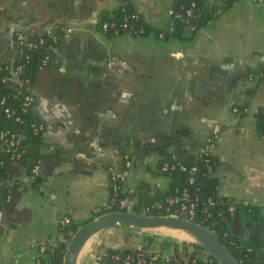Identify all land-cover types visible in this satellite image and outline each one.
<instances>
[{"label":"crops","instance_id":"crops-1","mask_svg":"<svg viewBox=\"0 0 264 264\" xmlns=\"http://www.w3.org/2000/svg\"><path fill=\"white\" fill-rule=\"evenodd\" d=\"M174 1L40 0L58 16L41 35L54 33L56 42L25 82L29 111L44 126L35 138L16 129L27 161L5 163L0 264H41L33 241L57 237L63 216L77 225L95 216L116 171H125V189L139 181L166 188L169 176L156 170L160 145L217 157V192L254 208L240 209L228 231L253 250L255 264H264V134L254 113L264 106V76L256 73L264 64V0H202L207 19L189 39L153 31L107 36L97 26L102 12L127 2L148 25L166 28ZM21 21L0 9V60L10 64L21 56L13 30ZM242 103L245 111L233 109ZM6 158L0 140V160ZM147 235L148 251L161 258L179 241L169 232L114 226L84 244L77 264H109L104 252L135 249Z\"/></svg>","mask_w":264,"mask_h":264},{"label":"trees","instance_id":"trees-1","mask_svg":"<svg viewBox=\"0 0 264 264\" xmlns=\"http://www.w3.org/2000/svg\"><path fill=\"white\" fill-rule=\"evenodd\" d=\"M202 0H175L173 8L170 14V21L166 28H154L145 23L139 13L132 9L127 2L121 3L113 11L102 12L97 21V26L107 36L114 35L119 32H126L130 35H136L144 33L146 31H153L160 37L176 36L182 39H189L195 29L202 25L207 16L201 10ZM229 0H227L228 2ZM105 23L106 27L103 28L102 24ZM187 31V35H183V31ZM52 35L55 38H52ZM42 42L35 48H29L25 50L27 56H20L15 59L12 64L7 61L0 60V129L6 132H12L19 140V149L21 151L20 157L17 162L25 164L27 157L23 152L22 139L16 132V129L24 130L31 138L37 137L39 131L34 132L31 130L30 124L32 122H39L35 119L29 109L26 112L21 113L20 108L22 106V96L19 93L21 84L18 81L11 79L12 70L17 64L21 65L18 72V78L23 81H30L35 70L42 64V59L47 58V51L56 42V35L54 33H47L40 35ZM36 42V40L34 41ZM257 79L264 76V64L257 72ZM5 77L3 80L2 78ZM251 89H248V93ZM236 111L243 112L246 108V103L235 105ZM7 111H11L10 115H6ZM256 125L259 132L264 134V106H258L255 110ZM20 115V121L14 120V115ZM156 151L160 154L157 159L156 170L167 174L169 176V184L164 189L151 188L146 182L139 181L135 187L127 191H122L120 188L112 194L110 191V184L112 179L109 178V191L113 196L114 202H110L108 206H100L95 214H99L105 211L114 209H126V207H119L116 204V200L124 195L135 196V202L130 204V209L133 211H139L142 206H150L153 202H158L159 207L150 208L147 212L150 213H168L173 209V205L166 209V198L179 194L182 188L188 193L190 198L197 196L196 200V214L194 219L201 224L205 225L209 229L215 231L218 234L219 241L229 250L231 255L238 261L239 264H255L253 258V250L250 249L245 243L236 240L228 231V221L236 217L242 209L248 213L253 211V207L249 204L242 203L240 201H229L225 196L217 192V179L213 174V170L217 163V157L205 149H197L195 151H173L168 152L164 149V146H158ZM9 152H7V158L0 160V181L4 179L5 163L9 159ZM167 161L173 163L179 161L183 164L184 168H180L175 165L173 168L163 171L160 169L159 163ZM194 165L195 170L192 173V180L188 181V169ZM30 168V167H29ZM39 181V174L33 176L31 185H36ZM116 183L121 182L115 180ZM0 185V189H1ZM232 204L233 208H229ZM90 218L84 219L81 223ZM77 223L69 221L67 224L58 223V231H60L64 238H67L66 231H73ZM150 236H145L144 241L138 248L129 249L123 248L121 250L108 249L105 258L109 261V264H120L119 261L110 258L111 253H118L120 256L125 253H129L132 256L139 254H145L147 244ZM177 242V241H176ZM174 244V251H176L177 243ZM182 245V252H185L186 245L193 247H200L197 244L180 241ZM65 247V240L57 241L52 251H48L46 258L48 263L61 264V257ZM194 255V251L189 252V257ZM210 261H205L203 264H217L216 260L208 254ZM171 264H179L171 262ZM194 264H198L195 262Z\"/></svg>","mask_w":264,"mask_h":264},{"label":"water","instance_id":"water-1","mask_svg":"<svg viewBox=\"0 0 264 264\" xmlns=\"http://www.w3.org/2000/svg\"><path fill=\"white\" fill-rule=\"evenodd\" d=\"M0 9L15 19H22L13 24L14 31H20L33 39L41 35V29L53 24L58 18L55 13L44 8L40 0H0ZM34 30L30 32V29ZM20 86V95L27 93V82L16 78ZM49 136V135H47ZM173 146L165 147L171 152ZM30 167V166H29ZM114 226H121L139 231H184L189 237H180L199 245L210 254L217 264H239L229 250L219 241L218 234L195 220L171 213H142L132 210L114 209L96 214L77 225L70 234L61 257V264H77L79 253L84 244L100 231ZM170 233V232H169Z\"/></svg>","mask_w":264,"mask_h":264},{"label":"built area","instance_id":"built-area-1","mask_svg":"<svg viewBox=\"0 0 264 264\" xmlns=\"http://www.w3.org/2000/svg\"><path fill=\"white\" fill-rule=\"evenodd\" d=\"M103 28L106 27V24H102ZM52 38L54 39L55 36L52 35ZM14 39L16 42V45L18 49L21 51V56L26 57L27 54L25 53L27 49L29 48H35L39 43L42 42V38L40 36L36 38H29L27 35L20 31H15L14 33ZM36 40V42H34ZM45 62V58L42 59V64ZM21 68L20 64H17L15 68L12 70V76L11 79L18 78V72ZM3 80L5 77L2 78ZM23 81V80H22ZM25 82V81H23ZM32 95L30 93H26L24 96H22V106L20 108V112L24 113L29 109V105L31 104L32 101ZM2 102V99L0 100ZM234 110H236L235 107H233ZM11 111H7L6 115H10ZM14 120L15 121H20V115L16 114L14 115ZM264 124V122H263ZM31 130L34 132L40 131L43 129L44 124L42 122H32L30 124ZM218 127L217 125L213 126V133L205 138L206 142H210L213 137L215 136V132L217 131ZM0 140L2 141L5 149L7 152H9V160L11 161H16L20 157V149H19V140L15 136L14 133L12 132H6L5 130L0 129ZM126 165L128 162H125ZM175 165H177L180 168H184L183 164L179 161H174L173 163H169L167 161H163L159 163L160 169L163 171H166L168 169L173 168ZM38 163L35 162L33 163L30 168V175L33 177L34 175L38 174ZM195 170V166L192 165L188 169L189 175H188V181L190 182L192 180V173ZM124 170L116 171L112 173L109 178L112 179V182L110 184V191L112 194H114L119 188L122 191H127L129 189L123 188V178H124ZM121 182L120 186L118 183H116V180ZM1 185V181H0ZM131 196L129 195H124L120 197L119 199L116 200V204L119 207H126V210H131L130 209V204L132 203ZM196 200L197 196H194L190 198L188 196L187 191L185 188H182L179 192V194L169 196L166 198L167 201V206L166 209L169 208V206L173 205V209L168 212L171 214L175 215H180L183 216L189 220H195L194 215L196 214ZM114 198L112 195L109 193V198L107 203L105 204L106 206L109 205L110 202H114ZM232 201V200H229ZM153 207H159L158 202H153L150 206H142L139 211L136 212H142V213H150L147 212L150 208ZM229 208H233V205L230 204ZM133 211V210H132ZM196 221V220H195ZM69 222V219L65 216L59 219V224H67ZM198 222V221H197ZM58 235L57 237H48L45 239L41 240H34L32 245L36 249L37 252V262H40L41 264H55V263H48L47 260H42L41 258H46L48 251H52L53 247L55 246L57 241L65 240L63 239V234L60 231H57ZM72 233L71 230L66 231L67 238L65 240V243L67 239L69 238L70 234ZM177 248L176 251L170 256V257H165L161 258L157 253L147 251L145 254H139L137 253L136 255L132 256L129 253H125L124 255L120 256L118 253H111L110 258L113 260H117L120 262V264H171V262L179 263V264H194L195 262H198V264H203L205 261H210V258L208 257V253L201 247H193L191 245H186L185 247V252H182V245L179 241L176 242ZM139 247V246H138ZM137 247V248H138ZM194 251V255L189 257V252ZM107 252H104L102 255L105 257ZM101 256H97V258H100Z\"/></svg>","mask_w":264,"mask_h":264},{"label":"bare ground","instance_id":"bare-ground-1","mask_svg":"<svg viewBox=\"0 0 264 264\" xmlns=\"http://www.w3.org/2000/svg\"><path fill=\"white\" fill-rule=\"evenodd\" d=\"M170 233L172 234H175L177 236H180V237H189V235L187 233H185L184 231H181V230H174V231H169ZM179 237V239H180Z\"/></svg>","mask_w":264,"mask_h":264}]
</instances>
